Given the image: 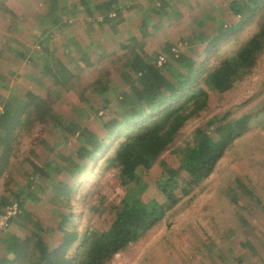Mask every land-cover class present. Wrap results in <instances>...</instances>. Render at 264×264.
<instances>
[{
	"label": "rangeland",
	"instance_id": "obj_1",
	"mask_svg": "<svg viewBox=\"0 0 264 264\" xmlns=\"http://www.w3.org/2000/svg\"><path fill=\"white\" fill-rule=\"evenodd\" d=\"M98 1L103 0H91L92 8ZM162 1L165 12L172 16L156 17L159 25L151 27L146 37L136 33L138 23L144 13H149L152 2L159 5ZM230 2L232 0H131L123 2L124 22L115 28L105 23L106 16L102 13L94 17L82 14L70 21L74 31L66 30L64 34L56 32L44 17L50 0H0V97L25 98L36 94L48 98L57 116L67 122L76 120L104 139L102 122L116 117L114 110L121 105L122 93L130 95V87L120 74L124 68L119 59L125 53L121 44L130 45L136 37L134 46L147 57L162 55L170 45L175 51H184L186 41L196 31L211 35L213 26L230 15ZM211 17L214 20L209 19ZM255 26L253 22L245 27L242 34L237 39L231 38L219 53L236 52L241 42L254 32ZM73 37L82 40L86 52L94 53L96 59L92 66L81 64L76 56L73 61L70 51L74 44L69 40ZM43 38L49 39L53 55L41 52L39 43ZM205 47L203 45L199 53ZM34 52L43 56L54 70L60 62L59 69H66L65 76L58 82L44 76L39 66L29 59ZM21 55H25V59ZM213 56H208V67L213 64ZM165 70L164 74L168 75ZM105 71L113 81L102 87L111 92L109 98L100 97L99 89L91 86ZM64 81L65 86L62 85ZM244 116L251 117L249 124L225 150L213 173L190 189L186 196L178 192V204L109 264H264V56L257 69L229 93L211 96L208 110L183 127L170 149L142 174L141 183L146 185V190L140 198L147 204H165L167 198L159 191L157 183L169 171L180 170L182 178L187 175L181 162L186 150L197 142V130L212 119L227 122ZM121 141L118 139L116 143ZM80 147L76 137L60 139L50 121L35 117L33 135L26 137L18 148L11 174L0 179V195L7 196L11 203L7 213L16 205L17 191H23L26 212L56 228L60 222L59 213L67 211L57 204L69 198L74 207L72 217H75L71 231L77 229L79 233L89 234L93 229H101L104 211L119 204L128 187L118 180V169L104 162L115 148L89 162ZM32 162L38 166L53 164L63 170L32 180ZM29 181L38 186L33 184L29 190L31 195L27 197L29 193L24 188ZM62 183L76 185V192L58 195ZM55 195L58 198L54 202L58 203L52 202ZM93 206L96 210L92 212ZM7 215L0 218V259L12 257L4 245L6 237L24 242L29 230L35 229V223L20 220L18 208L9 219ZM10 219L14 221L9 223ZM49 239L58 244L61 235L55 232ZM70 252L73 255L76 251Z\"/></svg>",
	"mask_w": 264,
	"mask_h": 264
},
{
	"label": "trees",
	"instance_id": "obj_2",
	"mask_svg": "<svg viewBox=\"0 0 264 264\" xmlns=\"http://www.w3.org/2000/svg\"><path fill=\"white\" fill-rule=\"evenodd\" d=\"M131 0H103L98 1L92 8L91 0H79L70 3L66 0H50L45 18H48L56 32L74 31L71 20L87 14L94 17L96 13L106 16L105 23L115 26L124 22L123 2ZM229 18L225 17L213 26L212 36L204 31H196L186 41L184 51H175L174 46L162 54L147 57L134 46L136 37L130 45L121 44L125 51L119 61L122 63L121 77L130 87V95H120V107L114 110L116 117L102 122L106 138L101 139L96 132L83 127L78 121L67 122L56 115L48 98L36 94H29L25 98L13 95L0 97V179L10 175L17 150L26 137L33 135L35 117L50 121L58 136L67 140L76 137L80 143L83 157L87 161L98 160V157L109 149L115 152L105 159V163L116 167L118 180L128 190L119 204L113 205L110 211H104L105 220L101 229H93L89 234L79 233L77 229L71 231L75 222L72 217L74 207L71 199L60 205L67 209L59 213L58 227L47 225L36 219L32 213L25 210L23 191H17L15 201L19 210L18 217L28 223H35V229L29 230L24 242L11 237L4 239V245L12 256L0 259V264H109L114 257L126 250L130 244L137 242L150 231L166 212L178 204L177 193L183 196L190 193L205 177H209L216 163L221 159L232 141L242 135L251 117L244 116L235 121H221L212 119L197 130V142L189 147L181 162V168L187 172L180 177L179 171H169L162 175L157 183L159 191L167 198L165 204H147L140 195L146 190L141 183L142 174L149 171L159 158L175 143L178 134L192 119L201 117L207 110L211 96H223L234 86L257 69L264 56V0H232L228 4ZM163 1L157 5L152 2L138 23L136 33L147 36L151 27L157 28L155 18L172 16L165 12ZM176 11V9H175ZM176 15H179L177 13ZM239 19L233 21L232 19ZM213 19V17L209 18ZM214 20V19H213ZM95 21V20H94ZM255 23L254 32L241 42L236 52L219 53L220 48L231 38L237 39L245 27ZM85 24L88 22H84ZM201 27L204 26L200 23ZM46 31L43 33V36ZM74 49L70 51L73 61L80 59L85 66H92L96 58L94 53L86 52L79 38H70ZM48 38H43L40 50L45 55H53ZM206 45L202 53L200 48ZM214 55L212 65H208V56ZM76 56V58H75ZM22 58L25 55H21ZM211 57V56H210ZM25 59V58H24ZM35 66H39L42 74L53 80L65 76L66 69H52L51 65L36 52L29 58ZM160 60H162V63ZM206 64V65H205ZM207 66V68H205ZM168 71V75H165ZM124 70V71H122ZM68 72H70L68 70ZM72 75V73L70 72ZM110 73L105 71L91 84L99 89V96L110 97L111 92L102 89ZM63 83V82H62ZM65 86V81L62 84ZM122 139L118 144L116 141ZM56 147H54L55 149ZM105 158V157H104ZM92 161V162H93ZM33 168L32 180L39 177H49L54 173H61L63 168L44 163L38 166L31 163ZM87 164V163H86ZM86 166V165H85ZM87 176V175H85ZM37 183H29L24 188L27 193ZM58 195L73 194L76 185L71 187L60 184ZM31 193V192H30ZM25 194V196L29 197ZM53 196L52 202L58 198ZM11 205L7 196L0 195V218L7 214ZM96 210L93 206L91 211ZM244 222V219H242ZM14 220H9L12 223ZM55 232L61 235L60 242H50V236ZM70 251H76L70 255Z\"/></svg>",
	"mask_w": 264,
	"mask_h": 264
},
{
	"label": "built area",
	"instance_id": "obj_3",
	"mask_svg": "<svg viewBox=\"0 0 264 264\" xmlns=\"http://www.w3.org/2000/svg\"><path fill=\"white\" fill-rule=\"evenodd\" d=\"M16 210H17V206L16 205L14 207H11L10 211L7 213L8 215H7L6 219H9L10 216L14 215L16 213Z\"/></svg>",
	"mask_w": 264,
	"mask_h": 264
}]
</instances>
